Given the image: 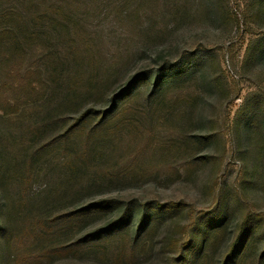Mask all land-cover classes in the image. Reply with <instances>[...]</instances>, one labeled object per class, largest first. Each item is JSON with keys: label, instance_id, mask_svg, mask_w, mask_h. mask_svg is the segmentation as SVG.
<instances>
[{"label": "trees", "instance_id": "trees-1", "mask_svg": "<svg viewBox=\"0 0 264 264\" xmlns=\"http://www.w3.org/2000/svg\"><path fill=\"white\" fill-rule=\"evenodd\" d=\"M60 32L70 41L68 54L55 43ZM93 43L76 14L60 1L31 0L27 9L9 4L0 10V112L14 127L0 131V185L4 215L10 222L0 224V237L9 252L7 264L13 260L23 264L18 250L11 253L23 245L29 247L27 259L32 264L109 253L113 264H137L150 247L149 234L165 222L180 235L192 227L186 240L174 234L164 237L161 250L181 253L177 264H264V214L240 206L243 196L235 185L238 189L229 192L220 189L214 206L198 219L183 202L101 198L80 207L68 205L73 209L55 208L93 188L140 182L154 173L152 167H166L174 181L181 175L178 164L193 173L208 158L216 159L196 155L217 135L191 134L181 125L183 114L193 112L198 99L191 88L175 84L187 79L194 62L138 71L110 96L107 107L83 108L78 103L84 96L94 93L98 100L107 96V79L97 78ZM66 66L69 73L63 74ZM151 86L142 99L141 89ZM55 89L65 91L66 105L43 106ZM73 99L77 105H69ZM249 126L253 138L261 134L256 163L264 170L259 119L252 118ZM52 169L59 176L54 185H46L41 197L51 209L34 213L24 192L40 179H52ZM250 180L264 184V173L254 172ZM13 185L22 191L14 194ZM100 212L115 215L101 227L81 233L90 217ZM187 215L191 224L182 221ZM20 221L29 227L13 238L14 225Z\"/></svg>", "mask_w": 264, "mask_h": 264}, {"label": "rangeland", "instance_id": "rangeland-1", "mask_svg": "<svg viewBox=\"0 0 264 264\" xmlns=\"http://www.w3.org/2000/svg\"><path fill=\"white\" fill-rule=\"evenodd\" d=\"M30 1L0 0V10L9 4L27 9ZM48 1L50 4L60 1L76 14L82 28L95 43V58L99 64L97 78L104 76L107 79L106 99L98 100L94 93L84 96L85 99L78 103L83 104V108L107 107L111 103L110 96L117 88L129 83L138 71H157L162 66L188 60L194 62L188 71L190 75L175 86L183 85L194 90L198 102L193 112L183 114L185 119L181 125L191 134L211 132L217 135L196 155H210L216 159L208 158L193 173L178 164L180 179L170 181L166 167H152L154 173L140 182L93 188L76 195L73 202H62L55 208L73 209L68 205L80 207L101 198L126 202L137 200L139 203L183 202L193 209V216L198 219L214 206L220 189L229 192L238 187L236 189L243 196L240 206L264 214V184L250 183L254 172L259 176L264 173V170H260L261 164L256 163L259 158L258 147L263 141L261 134L254 135V138L251 136L249 126L252 118L259 119L260 132L264 133V0ZM54 38L59 50L68 54L69 39L62 32L55 34ZM62 73H69L67 66ZM151 88H142L141 97ZM55 90L51 101L43 106L57 109L59 105H66L65 91ZM165 96L173 100L172 94ZM69 105L77 103L75 101ZM11 128H14L13 125L0 112V131ZM51 173L52 179H40L24 192L31 201L30 207L34 213L51 206L49 202L41 200L48 190L46 185H54L59 176L55 169ZM11 191L17 194L22 190L20 186L13 185ZM4 204L0 185V224L6 225L10 222L5 218ZM113 215L105 212L92 215L81 233L101 227ZM192 220L189 215L182 219L188 224ZM27 221L15 223L13 238L29 227ZM189 231L180 235L175 233L169 222L163 223L161 228L149 234L150 247L139 255L137 264H177L181 253L161 250L164 237L174 234V237L183 241L191 236L192 227ZM28 249L27 245L20 249L18 246L11 249V253L15 255L18 250V257L23 264H32L27 259ZM8 255L0 237V262L7 264ZM9 264L20 263L13 260ZM37 264H113V261L109 253L106 257L86 256L77 259L63 256L50 261L43 259Z\"/></svg>", "mask_w": 264, "mask_h": 264}]
</instances>
